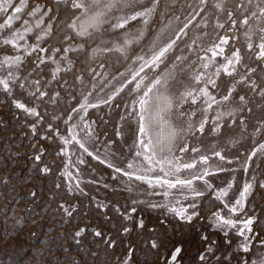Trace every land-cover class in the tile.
Masks as SVG:
<instances>
[{
    "label": "snow or ice",
    "instance_id": "1",
    "mask_svg": "<svg viewBox=\"0 0 264 264\" xmlns=\"http://www.w3.org/2000/svg\"><path fill=\"white\" fill-rule=\"evenodd\" d=\"M0 95L33 149L0 168V264L48 223L64 264H185L186 229L195 264H264V0H0Z\"/></svg>",
    "mask_w": 264,
    "mask_h": 264
},
{
    "label": "rangeland",
    "instance_id": "2",
    "mask_svg": "<svg viewBox=\"0 0 264 264\" xmlns=\"http://www.w3.org/2000/svg\"><path fill=\"white\" fill-rule=\"evenodd\" d=\"M4 97L0 95V101H3ZM12 111L6 104H0V168L4 167L5 162L10 159L9 156L5 155L6 152H8L9 146L11 145V152L13 154L19 153V156L16 157L15 155L11 156V159L15 162V167H8L6 170L9 172H16V173H24L25 175L28 174L29 169L31 168V161L30 156L32 153V145L30 143L31 134L27 132V129H25L18 121L14 118L12 115ZM91 111V110H90ZM115 119V117H114ZM15 132L16 135L13 137L12 133ZM25 133L24 135H20V133ZM111 135V132H110ZM41 143L44 144L46 148L49 149V154L45 156V161L51 164L54 170L58 171L60 168H62V157L60 156H54L52 155L58 149L56 148V142H44L41 141ZM123 142H120L117 144L116 148L119 150L122 147ZM55 160V163L53 164L52 161ZM91 165L93 167H96L98 170H103L102 166L99 165L95 161H90ZM74 171V170H73ZM89 175H93L95 178V174L89 172ZM33 181L36 182L38 191L40 192H47L48 189H50L53 185V182L56 180V175L50 176L48 179H45L41 181L39 179V174H33ZM244 179L243 173H238V180L242 183ZM42 185V187H41ZM25 188L28 187V185L24 186ZM88 190L90 195H94L96 192H99L100 196L103 197L106 194V190L103 188L102 185H88ZM108 195H111V192L109 191L107 193ZM60 195H64L62 192ZM79 195V194H77ZM121 195H125L124 193H121ZM67 199V197H65ZM116 197H113V200H115ZM31 203L30 201H23L20 205L21 208H24L27 204ZM87 201L83 198H81V204H86ZM52 209H55V204L52 203ZM19 212V209H17ZM33 212H35L37 215L40 214L41 209L35 208L28 211V215H31ZM23 215V213H21ZM158 216V212L153 209H145L144 210V217L148 221L149 224L156 222V217ZM50 219L53 220H59L60 216L59 214H56L54 217H50ZM66 219V218H65ZM92 219L94 223H97L101 227H105V224L102 220H100L97 215L93 212L92 213ZM206 225V221L202 222ZM51 228V223H48L45 225L43 229H36V235H29V230L34 229L33 225H29L28 228L24 229V233H22V240L17 241L18 244L21 246L14 250L13 254L19 257H22L21 264H26V261L33 256V253L37 249L44 250L47 252V250L51 247L52 251L51 254L47 256V261H45L44 257L38 258V264H64V260L62 259L63 253L56 251V249L59 247L60 243H63V240H57L53 241L51 244L49 243L48 237L56 236L57 233L50 232L48 229ZM204 228H201L200 231H203ZM209 234V240L214 242L213 246H225L226 238L224 237L223 233L215 231L211 228L207 229ZM231 237H235V233L231 234ZM184 242H185V264H195V261L198 258V252L203 250V245L200 243V237L197 232H194L190 229L185 230L184 234ZM238 241L233 240L232 243V250H236V244ZM2 247V246H0ZM27 253V255H25ZM74 259L76 257H73ZM143 260L144 258L141 257ZM151 256L147 258V260H144V264H150Z\"/></svg>",
    "mask_w": 264,
    "mask_h": 264
}]
</instances>
